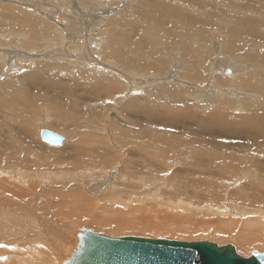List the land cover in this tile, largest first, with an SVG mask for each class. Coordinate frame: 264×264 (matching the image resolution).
<instances>
[{"label":"rangeland","instance_id":"374dc122","mask_svg":"<svg viewBox=\"0 0 264 264\" xmlns=\"http://www.w3.org/2000/svg\"><path fill=\"white\" fill-rule=\"evenodd\" d=\"M219 1L0 0V200L22 208L0 210V264H57L51 247L79 225L264 252V159L254 172L244 162L248 143H264V64L251 59L264 56L252 36L264 0ZM40 127L64 143L42 142ZM149 132L180 143L135 152ZM194 143L238 160L182 155ZM90 158L101 162L80 169Z\"/></svg>","mask_w":264,"mask_h":264},{"label":"water","instance_id":"95a60500","mask_svg":"<svg viewBox=\"0 0 264 264\" xmlns=\"http://www.w3.org/2000/svg\"><path fill=\"white\" fill-rule=\"evenodd\" d=\"M40 136L51 143L62 140L45 129ZM63 264H264V252L253 250L243 257L230 243L120 237L81 228L77 244Z\"/></svg>","mask_w":264,"mask_h":264},{"label":"bare ground","instance_id":"6f19581e","mask_svg":"<svg viewBox=\"0 0 264 264\" xmlns=\"http://www.w3.org/2000/svg\"><path fill=\"white\" fill-rule=\"evenodd\" d=\"M180 1V0H179ZM191 1V0H190ZM73 2H75V1H73ZM162 2V1H161ZM182 2V1H181ZM167 3V2H166ZM219 3V5L218 6H220V5H224L225 7H227V8H229L230 7V5H229V3H230V1L229 0H224V3L222 2V1H219L218 2ZM75 5H76V3H75ZM156 5V4H155ZM193 5V4H192ZM260 5V4H259ZM211 6H214V5H211ZM186 7V6H185ZM206 7V6H205ZM243 7H244V5H243ZM257 7V6H256ZM260 7V6H259ZM264 7V6H263ZM164 8V7H163ZM182 8V7H181ZM212 8V7H211ZM153 9V8H152ZM189 9V8H188ZM250 9H252V8H247V10H250ZM262 9V8H261ZM169 10H170V8H169ZM184 10H186L185 8H184ZM190 10V9H189ZM253 10V9H252ZM257 10V9H256ZM255 10V11H256ZM199 11V10H198ZM233 11V10H232ZM251 11V10H250ZM63 12V11H62ZM70 12V11H69ZM151 12H155V13H158V12H156V11H151ZM235 12V11H234ZM237 12H239V11H237ZM236 12V13H237ZM253 12H254V10H253ZM261 12V11H260ZM59 13V12H58ZM144 13H146V11L144 12ZM150 13V12H149ZM188 13V12H187ZM186 13V14H187ZM195 13V12H194ZM203 13V12H202ZM249 13V12H248ZM257 13H259V12H257ZM264 13V12H263ZM143 14V13H142ZM147 14H148V12H147ZM190 14V13H189ZM196 14H199V13H196ZM221 14V13H220ZM256 14V13H255ZM262 14V13H261ZM157 15H160V14H157ZM167 15V14H166ZM206 15V14H205ZM243 15V14H242ZM59 16V15H58ZM146 16V15H145ZM152 16H153V14H152ZM155 16V15H154ZM200 16V15H199ZM239 16V15H238ZM252 16V15H251ZM179 17V16H178ZM198 16H196V18H197ZM255 17V16H254ZM254 17H253V19H254ZM264 17V16H263ZM263 17L261 16V15H259L258 17L256 16V18L255 19H259L260 21H262V22H264V19H263ZM161 18V17H160ZM172 18H173V16H172ZM206 19V18H205ZM250 19V18H249ZM157 20V19H156ZM208 20V19H207ZM68 21V20H67ZM200 21V20H199ZM202 22V21H201ZM208 22V21H207ZM235 22V21H234ZM253 22H255V21H253ZM169 23V22H168ZM68 24V23H67ZM71 24V23H70ZM257 24V23H256ZM202 25V24H201ZM206 25V24H205ZM222 25V24H221ZM227 25V24H226ZM258 25V24H257ZM260 25V24H259ZM263 25V24H262ZM197 26H198V24H197ZM204 26V25H203ZM206 26H208V25H206ZM254 26H255V24H254ZM253 26V27H254ZM153 29V28H152ZM252 29V28H251ZM163 30V29H162ZM161 30V31H162ZM244 30V29H243ZM242 30V31H243ZM83 31V30H82ZM160 31V30H159ZM155 32V31H154ZM161 36V35H160ZM252 36H253V38L255 39V40H260V41H262L263 43H264V33H259V31H255V32H253L252 33ZM231 37V36H230ZM69 39V38H68ZM83 39V38H82ZM158 39V38H157ZM190 40V39H189ZM243 40V39H242ZM71 41V40H70ZM72 42V41H71ZM247 42V41H246ZM254 42V41H253ZM68 43V42H67ZM76 43V42H75ZM72 44V43H71ZM128 44V43H127ZM244 44H245V41H244ZM249 44V43H248ZM247 44V45H248ZM119 45H121V42H119ZM77 46V45H76ZM82 47V46H81ZM87 47V46H86ZM244 47V46H243ZM73 48V47H72ZM83 48V47H82ZM118 48V47H117ZM184 48V47H183ZM79 49V48H78ZM129 49V48H128ZM94 50V49H93ZM118 50V49H117ZM242 50V49H241ZM118 51H120V50H118ZM117 51V52H118ZM188 51H190V50H188ZM191 51H193V50H191ZM216 51V50H215ZM61 52V51H60ZM124 52V51H123ZM187 52V51H186ZM186 52H185V55H186ZM12 53V52H11ZM120 53V52H119ZM125 53V52H124ZM167 53V52H166ZM189 53V52H188ZM188 53H187V55H188ZM192 53H194V52H192ZM192 53H191V55H192ZM251 53V52H250ZM81 54V53H80ZM190 54V53H189ZM184 55V56H185ZM114 56V55H113ZM116 56V55H115ZM122 56H124L123 55V53H122ZM184 56H183V58H184ZM190 56V55H189ZM245 56V55H244ZM188 57V56H187ZM194 57H196L195 56V54H194ZM82 58V57H81ZM119 58V57H118ZM97 59V58H96ZM191 59V58H190ZM252 60H257V61H260V62H262L263 64H264V56L261 54H259V53H257V54H255V56L254 57H252L251 58ZM194 60V59H193ZM85 62H87V61H85ZM216 63V62H215ZM218 63V62H217ZM111 64V63H110ZM89 65V64H88ZM138 65V64H137ZM141 65V64H140ZM146 66V65H145ZM145 66H139L138 68L140 69V71L142 70V71H146V70H148V68H149V66H146V67H148V68H146ZM249 66V65H248ZM108 69V68H107ZM115 69V68H114ZM149 69H151V68H149ZM150 71V70H149ZM231 71V70H230ZM236 71V70H235ZM147 72V71H146ZM231 74V73H230ZM233 74V73H232ZM260 89V88H259ZM8 92V91H7ZM262 96H263V98H264V90H263V92H262V90H261V92H259ZM107 95V94H106ZM264 101V100H263ZM17 103V102H16ZM11 105V104H10ZM13 105H15V104H13ZM7 110H9V112L12 114V115H9L10 116V118H14V116H16L18 113H22L21 112V110L18 108V107H11V106H9V107H7ZM8 115V114H7ZM22 115V114H21ZM178 115H180V114H178ZM8 116V117H9ZM18 116V115H17ZM210 116V115H209ZM175 117V116H174ZM181 116H179V118H180ZM221 118V117H220ZM19 119H20V116H19ZM171 119V118H170ZM174 119V118H173ZM178 119V118H177ZM195 119H198V118H195ZM208 119V118H207ZM14 120V119H13ZM16 120V119H15ZM176 120V119H175ZM77 121V120H76ZM79 121V120H78ZM82 121V120H81ZM204 121V120H203ZM214 120L212 119V116H210V119L209 120H207V122L205 123V122H203L205 125H208L209 126V128L211 129V131H212V128L214 127V129H215V127L216 126H219V125H215V123L213 122ZM225 122H227V120L225 121ZM225 122H220L219 121V123H220V127H223L226 131H228V130H231L230 128H229V126H230V124L227 122V124L225 123ZM218 122H217V124H219ZM202 124V123H201ZM242 124V123H241ZM28 125V124H27ZM84 125V124H83ZM79 126H81V125H79ZM175 126V125H174ZM231 126H232V124H231ZM234 127H236V126H234ZM242 127V126H241ZM207 128V127H206ZM219 127H217V129H218ZM229 128V129H228ZM232 128V127H231ZM42 129H45L44 127H40L39 128V131H38V137H39V139H41V141L42 142H45V143H47V144H51V145H61V144H63L64 143V138L61 136V135H59V136H61L62 137V140L60 141V142H58V143H51V142H47V141H45L44 139H42L41 138V136H40V131L42 130ZM45 130H47V129H45ZM47 131H49V130H47ZM195 131V130H194ZM204 131V130H203ZM220 131V130H219ZM50 133H53V132H51V131H49ZM205 132V131H204ZM207 132V131H206ZM210 132V131H209ZM124 133V132H123ZM210 133H212V132H210ZM222 133V132H221ZM54 134H56V133H54ZM136 134V133H135ZM143 134H145V133H143ZM208 134V133H207ZM58 135V134H57ZM138 135V134H137ZM209 135V134H208ZM194 136V135H193ZM207 136V135H206ZM167 136L166 135H162L161 137H156V139L158 140V141H161L162 142V146L164 147L165 146V143H168V144H166L167 146H169L170 144H176V143H180L179 141L178 142H171V140H173V139H170L169 137L168 138H166ZM136 139L135 140H137V141H135L136 143H135V145H134V143H132L131 145H129V146H133L132 147V149L135 147V152H140V149L143 151V147H146V148H149V149H152L153 151L154 150H156L157 148H152L153 146H154V144L156 143V139L153 137V136H151L150 135V132H149V134L148 133H146L145 134V137H144V139H141V138H138V137H135ZM205 138V137H204ZM209 138V137H208ZM70 139V138H69ZM65 141H66V138H65ZM91 141H93V140H91ZM194 141V140H193ZM218 141V140H217ZM254 143H248V148H247V153H246V156L248 157V159H244L245 161L244 162H249V165L247 166V167H245V168H247L248 169V167H249V169H250V171L251 172H254V168H256V167H254L255 165H253V164H250L251 163V161L253 160V161H257V158H260V159H264V143L263 144H259V143H262V141L261 142H258V143H255V142H257V140L256 141H253ZM221 143V142H220ZM223 143V142H222ZM226 143V142H225ZM224 143V144H225ZM195 144H197V143H194V146L192 145H190L189 147H185V145H182L183 146V148L185 147L186 149L184 150V152H182L183 154L182 155H187L186 154V151H188V150H190L191 152L192 151H198L197 153H196V158H203V159H207V161L209 160L211 163H214L215 164V167H218V166H220L221 168H226V169H231V165H230V163H234V161L235 162H237V160L238 159H235L234 157H233V155H231V153L232 152H227V153H225V154H223V153H219V151H215V149L214 150H211V148L210 147H208L210 150H207L206 148H202V145H200L201 147H199V145H195ZM211 144V143H210ZM219 144V143H218ZM223 144V145H224ZM227 144V143H226ZM243 144V143H242ZM179 144H176V146H178ZM228 145V144H227ZM238 145V144H237ZM245 145V144H244ZM158 146V145H157ZM187 146V145H186ZM203 146H205V145H203ZM230 146H231V144H230ZM230 146H228V147H230ZM233 146V145H232ZM130 147V148H131ZM206 147V146H205ZM220 147V146H219ZM131 150V149H130ZM159 150H162V149H160V148H158V151ZM164 150V149H163ZM227 150H228V148H227ZM230 150H231V147H230ZM190 151H188V152H190ZM164 152V151H163ZM187 152V153H188ZM7 153V152H6ZM91 153V155H92V153L93 152H90ZM159 153H161V152H159ZM241 153V152H240ZM173 154V153H172ZM181 154V153H180ZM237 154V153H236ZM0 155H1V158L5 155V151H3V150H0ZM90 155V156H91ZM244 155V154H243ZM8 156V155H7ZM236 156V155H235ZM186 157V156H185ZM233 157V158H232ZM246 157V158H247ZM91 158H92V156H91ZM88 159V162H82L81 163V165H79L80 166V169L81 168H85L86 166H98V164L101 162V161H97V162H94V159ZM258 161H259V159H258ZM107 162V161H106ZM106 162H104L103 163V165L102 166H108L107 164H106ZM243 162V161H242ZM242 162H240V163H242ZM263 162V161H262ZM110 163V162H109ZM203 164V163H202ZM261 164V163H260ZM77 165V164H76ZM237 165H239V164H237ZM242 165H243V163H242ZM251 165H253L252 167H251ZM199 166V165H198ZM209 166V165H208ZM246 166V165H245ZM10 167V166H9ZM9 167L7 168V169H5V168H1L0 167V175L2 174V175H4V173L6 172V171H8L9 170ZM242 167V166H241ZM13 168V167H12ZM14 168H16V167H14ZM92 168V167H91ZM106 168V167H105ZM253 168V169H252ZM259 168H263V165L261 164V167H259ZM258 168V169H259ZM11 169V168H10ZM104 169V168H103ZM85 170V169H84ZM257 170V169H256ZM12 171V170H11ZM86 171H87V169H86ZM149 171V170H148ZM226 171H228V170H226ZM235 171V170H234ZM238 171H239V169H238ZM9 172V171H8ZM85 172V171H84ZM83 172V173H84ZM223 173V172H222ZM229 173V172H228ZM245 173V172H244ZM226 174V173H225ZM232 174V173H231ZM250 174V173H249ZM8 175V174H7ZM248 175V174H247ZM251 175H253V173L251 174ZM19 177V176H18ZM205 177V176H204ZM203 177V178H204ZM206 179H207V177H206ZM236 180V179H235ZM94 181V180H93ZM239 181V180H238ZM89 182V181H88ZM209 183H211V182H209ZM1 185V184H0ZM256 185H257V182H256ZM79 186V185H78ZM87 186V185H86ZM259 187V186H258ZM222 188V187H221ZM260 189V188H259ZM262 189L264 190V186H262ZM115 191V190H114ZM195 191V190H194ZM37 198V197H36ZM134 198V197H133ZM260 198V197H259ZM261 202V201H260ZM263 202V201H262ZM256 203V202H255ZM249 204V203H248ZM25 205H29V202H27V204H25ZM34 205V204H33ZM183 205V204H182ZM231 205V204H230ZM250 205V204H249ZM9 206H10V208H14L15 207V211H13L12 209H8L9 210V212H12V213H14V212H18V211H21V205H16L15 203L13 204H11V203H9V204H7L6 202H4V201H2V200H0V210H3V209H5V208H9ZM18 209V210H17ZM234 209H235V206H234ZM31 210L32 209H30V212L28 213V214H30V215H32L31 214ZM241 210H243V209H241ZM33 212H34V210H32ZM244 211V210H243ZM254 212V211H253ZM34 215V214H33ZM263 215V214H262ZM7 219V218H6ZM42 221V220H41ZM122 222V221H121ZM22 224H23V222H22ZM27 224H29V223H27ZM81 224V223H80ZM137 224H139V223H137ZM124 225H125V223H124ZM127 225V224H126ZM129 225H132V224H129ZM133 225H135V223L133 224ZM140 226H141V224H139ZM236 225V224H235ZM30 227H32V224H30ZM146 226H141V228H145ZM33 228V227H32ZM81 228H84V229H86L84 226H81V225H79V226H73V227H67L66 228V231L64 232V235L63 236H60L59 237V241H57L56 243H57V245L56 246H54L55 248H52L51 247V249H50V251H51V253L53 254V256L55 257V263H57V264H63L67 259H68V257H69V253L75 248V245L77 244V235H78V233L80 232V230H81ZM87 230H90V229H87ZM64 236H65V240H64ZM135 237H138V236H135ZM242 239V238H241ZM255 240H257V239H255ZM11 241V240H10ZM45 243L48 245H46L45 247H48L49 248V245H51L52 243H50V242H47V241H45ZM250 243H255L254 242V240H252V241H250ZM230 244H232V243H230ZM227 245V244H226ZM233 245V244H232ZM236 247V246H235ZM54 249V250H53ZM1 254V253H0ZM244 257V256H243ZM246 257V256H245ZM34 259H29V260H27L28 262H25L24 264H40V262L37 260V261H33ZM20 262V261H19ZM46 264H49V263H46Z\"/></svg>","mask_w":264,"mask_h":264}]
</instances>
